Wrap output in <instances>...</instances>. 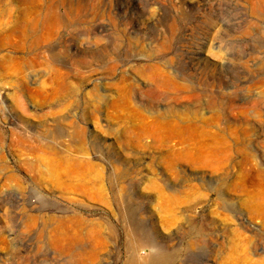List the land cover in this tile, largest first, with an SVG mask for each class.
<instances>
[{"label":"rangeland","instance_id":"obj_1","mask_svg":"<svg viewBox=\"0 0 264 264\" xmlns=\"http://www.w3.org/2000/svg\"><path fill=\"white\" fill-rule=\"evenodd\" d=\"M154 253L264 264V0H0V264Z\"/></svg>","mask_w":264,"mask_h":264},{"label":"bare ground","instance_id":"obj_2","mask_svg":"<svg viewBox=\"0 0 264 264\" xmlns=\"http://www.w3.org/2000/svg\"><path fill=\"white\" fill-rule=\"evenodd\" d=\"M159 78H160V82H155L154 86L160 90H163V72L162 71H160ZM166 81H169L168 78H166ZM127 264H163V255L159 253L157 254L154 253L145 260L139 259L138 257L134 256L128 261Z\"/></svg>","mask_w":264,"mask_h":264}]
</instances>
